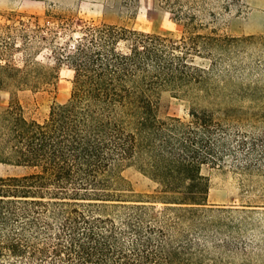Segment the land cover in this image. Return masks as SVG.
Returning a JSON list of instances; mask_svg holds the SVG:
<instances>
[{"label": "trees", "instance_id": "obj_1", "mask_svg": "<svg viewBox=\"0 0 264 264\" xmlns=\"http://www.w3.org/2000/svg\"><path fill=\"white\" fill-rule=\"evenodd\" d=\"M158 1L181 38L84 27L56 58L73 72L70 96L41 120L24 115L16 93L54 86L55 67L33 57L45 37L36 27L20 44L0 42V89L9 91L0 164L24 170L0 176V264H198L205 247L230 243L222 236L245 210L209 204L201 166L229 154L250 174L264 164V139L231 131L197 102L215 96L241 44L264 45V36L208 27L213 3L239 0ZM17 51L21 64L11 60ZM161 91L190 102L187 119L157 115ZM128 167L154 192L137 199L122 176Z\"/></svg>", "mask_w": 264, "mask_h": 264}, {"label": "rangeland", "instance_id": "obj_2", "mask_svg": "<svg viewBox=\"0 0 264 264\" xmlns=\"http://www.w3.org/2000/svg\"><path fill=\"white\" fill-rule=\"evenodd\" d=\"M210 7L216 17L205 18L209 28L233 36H264V0H239L227 9L218 2ZM99 23L157 33L175 41L182 36V26L158 0H0V42L11 37L20 44L24 30L39 27L37 34L45 40L37 43L33 57L55 67L57 72L53 87L16 93L26 117L41 120L53 102L67 101L73 72L64 62L57 63L56 58L63 52L61 48L70 50L84 27ZM11 60L21 64V53L14 52ZM233 63L236 68L221 81L215 96L197 105L212 111L231 131L264 139V45L241 44ZM8 99L9 91L0 89V107L6 106ZM157 102L159 117L188 118L190 102L186 99L161 91ZM22 172V168L0 164V176ZM201 173L209 181V204L245 211L233 214L230 231L222 236L230 243L205 247L198 264H264V164L250 174H240L232 156L226 154L217 164H203ZM122 176L131 184L137 199L146 198L145 194L156 188L133 167L123 169Z\"/></svg>", "mask_w": 264, "mask_h": 264}]
</instances>
